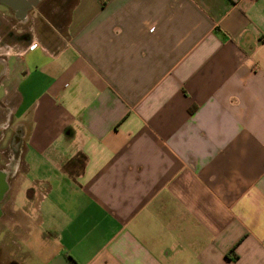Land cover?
<instances>
[{"label": "crops", "instance_id": "crops-1", "mask_svg": "<svg viewBox=\"0 0 264 264\" xmlns=\"http://www.w3.org/2000/svg\"><path fill=\"white\" fill-rule=\"evenodd\" d=\"M65 9L56 36L25 18L31 42H0V257L264 264V0Z\"/></svg>", "mask_w": 264, "mask_h": 264}, {"label": "flooded vegetation", "instance_id": "flooded-vegetation-1", "mask_svg": "<svg viewBox=\"0 0 264 264\" xmlns=\"http://www.w3.org/2000/svg\"><path fill=\"white\" fill-rule=\"evenodd\" d=\"M43 5V6H42ZM44 5H46V7L44 8ZM7 7L6 5L0 4V7ZM49 2L45 1V0H41L39 2V4L32 8L26 18V26L28 24L30 25H35L36 28H34V34L39 35L42 39L44 38H49V37H53L55 36L57 33L59 34V32L61 31V22L59 20L58 17H56L57 13H54V17L49 15ZM35 16V21L31 20V15ZM53 17V23L54 21L57 23V25L55 26V24H53L52 22H50L47 17ZM29 17V18H28ZM22 19H20L19 17H17V15H12L7 17L6 14H4V16H0V42L2 44H8V43H15V42H20V43H25V42H31L33 39V34L31 33V31L27 30V29H23V24H22ZM29 26V25H28ZM25 41V42H24ZM4 75H2V72L0 71V82L4 79ZM10 112L9 109L6 108L5 106L1 105L0 103V121L2 119H7L9 118ZM6 128H4V132H5ZM3 132L0 131V150H1V145L4 144V140L5 137H3ZM0 153H3L2 151H0ZM10 192V191H9ZM8 192V194H9ZM7 194V195H8ZM7 197V196H6ZM5 197V199H6ZM4 199V200H5ZM3 200V201H4ZM1 207L3 208V202L1 204ZM8 212V209H5V213Z\"/></svg>", "mask_w": 264, "mask_h": 264}, {"label": "rangeland", "instance_id": "rangeland-1", "mask_svg": "<svg viewBox=\"0 0 264 264\" xmlns=\"http://www.w3.org/2000/svg\"><path fill=\"white\" fill-rule=\"evenodd\" d=\"M47 2H49V15L54 17V13L56 14V17L59 18L60 22H61V29H63V27H65L66 25V21L69 19V11L66 10L65 8L70 7L72 2H74V0H45ZM43 6V5H42ZM46 7V5H44V8ZM66 10V11H65ZM31 20L35 21V16L32 14L31 16ZM53 17H47V19L53 23L54 18ZM58 23V22H57ZM57 23L54 21L53 24H55V26L57 25ZM56 36V35H55ZM55 39V43H56V37L53 38V40ZM5 125V123H3L2 121H0V128L3 127ZM7 141V140H6ZM9 141V139H8ZM11 144L6 142L4 144L1 145V150L3 153H0V169H4L8 172V176L9 173L11 174V162L13 161V155L11 152ZM11 176L9 177V182L11 181ZM13 191H10L9 194L6 197V200L3 202V205L7 206V204L9 203V199H11V194ZM27 198V197H26ZM25 202V201H24ZM26 203V202H25ZM2 254V253H1ZM7 257H0V261L2 260L3 262L0 264H9V261L11 260V257L9 254L6 255ZM26 264V263H25Z\"/></svg>", "mask_w": 264, "mask_h": 264}, {"label": "water", "instance_id": "water-1", "mask_svg": "<svg viewBox=\"0 0 264 264\" xmlns=\"http://www.w3.org/2000/svg\"><path fill=\"white\" fill-rule=\"evenodd\" d=\"M41 0H0V4L6 5L16 12L17 17L25 19L28 12L36 7ZM10 190L9 176L4 169H0V219L3 216L1 204Z\"/></svg>", "mask_w": 264, "mask_h": 264}]
</instances>
